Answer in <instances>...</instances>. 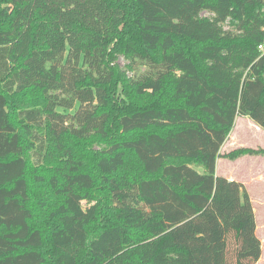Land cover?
Instances as JSON below:
<instances>
[{"label": "trees", "instance_id": "1", "mask_svg": "<svg viewBox=\"0 0 264 264\" xmlns=\"http://www.w3.org/2000/svg\"><path fill=\"white\" fill-rule=\"evenodd\" d=\"M263 44L264 0H0V264H257Z\"/></svg>", "mask_w": 264, "mask_h": 264}, {"label": "rangeland", "instance_id": "2", "mask_svg": "<svg viewBox=\"0 0 264 264\" xmlns=\"http://www.w3.org/2000/svg\"><path fill=\"white\" fill-rule=\"evenodd\" d=\"M204 16L212 17L209 12H204ZM227 31L235 32L229 23L224 25ZM122 68L128 65V62L121 57L119 61ZM144 72L145 68H139ZM131 75V72L129 73ZM245 117H239L236 120L235 127L227 139L226 144L221 149V158L217 164V174L223 177L231 176L235 181L242 182L248 192L256 215L257 236L262 244V257L257 264H264V156H244L236 161L229 160L225 155L240 148L264 149V135L253 122L247 121ZM262 157V158H259ZM199 172L204 173V168L196 166ZM86 206V205H85ZM235 249L234 241H229L228 259L232 264L234 261L233 250Z\"/></svg>", "mask_w": 264, "mask_h": 264}, {"label": "crops", "instance_id": "3", "mask_svg": "<svg viewBox=\"0 0 264 264\" xmlns=\"http://www.w3.org/2000/svg\"><path fill=\"white\" fill-rule=\"evenodd\" d=\"M238 119H239V117L237 118V120H238ZM246 120L252 122V121H251L250 119H248V118H247ZM253 124H254V123H253ZM255 126H256V128H258V129L260 130V132H262L263 135H264V130H262V129H261L260 127H258L257 125H255ZM226 142H227V141H226ZM226 142H225V144H226ZM225 144H224V145H225ZM223 147H224V146H223ZM223 147H222V148H223ZM263 148H264V146H263ZM259 158H262V157H259ZM217 166H218V164H217ZM217 175H218V174H217ZM218 176H221V175H218ZM222 177H223V176H222ZM225 178H226V177H225ZM227 179H228V180H231V181H232V180H235V179H234L233 177H231V176H228ZM238 182H239V181H238ZM241 183H242V182H241ZM242 184H243V183H242ZM259 261H260V260H259Z\"/></svg>", "mask_w": 264, "mask_h": 264}, {"label": "built area", "instance_id": "4", "mask_svg": "<svg viewBox=\"0 0 264 264\" xmlns=\"http://www.w3.org/2000/svg\"><path fill=\"white\" fill-rule=\"evenodd\" d=\"M260 51L264 54V44L259 47Z\"/></svg>", "mask_w": 264, "mask_h": 264}]
</instances>
